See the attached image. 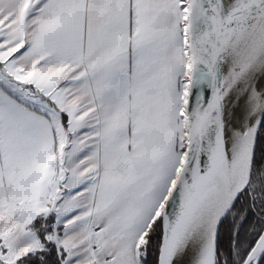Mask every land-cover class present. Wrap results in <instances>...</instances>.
Wrapping results in <instances>:
<instances>
[{"label":"snow or ice","instance_id":"obj_1","mask_svg":"<svg viewBox=\"0 0 264 264\" xmlns=\"http://www.w3.org/2000/svg\"><path fill=\"white\" fill-rule=\"evenodd\" d=\"M0 264H264V0H0Z\"/></svg>","mask_w":264,"mask_h":264}]
</instances>
